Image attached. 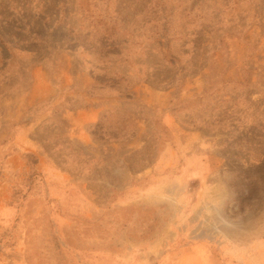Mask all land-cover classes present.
Masks as SVG:
<instances>
[{
    "label": "rangeland",
    "instance_id": "rangeland-1",
    "mask_svg": "<svg viewBox=\"0 0 264 264\" xmlns=\"http://www.w3.org/2000/svg\"><path fill=\"white\" fill-rule=\"evenodd\" d=\"M0 264H264V0H0Z\"/></svg>",
    "mask_w": 264,
    "mask_h": 264
}]
</instances>
